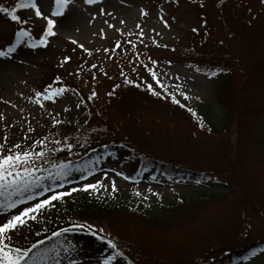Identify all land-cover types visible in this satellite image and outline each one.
I'll use <instances>...</instances> for the list:
<instances>
[{
    "label": "rangeland",
    "instance_id": "obj_1",
    "mask_svg": "<svg viewBox=\"0 0 264 264\" xmlns=\"http://www.w3.org/2000/svg\"><path fill=\"white\" fill-rule=\"evenodd\" d=\"M37 3L44 16L56 20V35L49 36L46 45L39 43L41 37H20L12 47V24L0 14V52L7 53L0 56V144L5 153L16 151L13 145L17 143L20 150L40 151L42 146L33 147L34 142L46 137L52 128L61 130L54 120L88 119L92 125L84 133L88 137H100L108 132L106 129L122 126L120 131L131 134L153 154L203 164L207 172L165 174L135 170V165L118 153L80 164L70 162L69 174L53 181L48 176L54 175L56 168L41 170L50 161L45 154L34 162V176L44 177L43 185L63 184V188L55 190L66 191L99 180L105 187L98 192H73L62 201H54L53 207L42 210L35 220L28 219L12 240L5 242L30 249L28 264H131L112 257L105 244L89 236L44 238L47 223L62 212L65 202L78 205L97 197L122 204L146 202L153 211L166 213V224L161 226L132 218L109 221L114 231L155 255L151 254L148 264H163L168 259L206 262L208 257L219 258L210 264L261 261L264 244L244 250L242 246L264 236V148L256 140L264 135V68L248 71L255 61L264 60V0H70L64 9L56 0ZM28 7L27 16L46 28L44 16L37 17L30 3ZM61 10L63 15H54ZM194 29L211 30L197 49L204 54L215 53L218 41L235 47L236 53L230 57L235 76L232 92L228 90L219 97L229 77L226 71L202 69V63L184 56L197 51L192 50ZM245 29L249 34L244 33ZM85 64L89 69L85 70ZM60 67L70 71L74 79L75 75L78 86L86 93H96L93 102L100 116L86 114L77 88L63 87L65 91L53 99L37 95L54 91L48 86ZM105 75L113 80L118 75L149 80L160 95L175 97L197 109L210 125L217 127L213 126L215 131L200 130L157 99L137 115L122 112L120 105L109 108L107 79L100 84ZM235 105L240 113H228ZM59 137L54 146L43 150L55 149ZM67 140H73L71 133L63 137V141ZM82 175L86 179H81ZM41 190L35 187L30 192ZM43 198L25 200L7 209L4 206L9 201H19L21 195L0 189V220ZM166 208L172 209L165 211ZM233 246L242 250L220 260L225 247ZM232 256L236 257L231 259Z\"/></svg>",
    "mask_w": 264,
    "mask_h": 264
},
{
    "label": "trees",
    "instance_id": "obj_2",
    "mask_svg": "<svg viewBox=\"0 0 264 264\" xmlns=\"http://www.w3.org/2000/svg\"><path fill=\"white\" fill-rule=\"evenodd\" d=\"M29 1L30 0H0V14L7 18L9 21L14 22V29H25L27 31H30L32 34H37L38 32H41L42 27L38 26L31 17L27 16L25 7H22V5H27ZM3 8H7L8 12H4L2 10ZM12 15H17L19 19L15 21L12 20ZM258 17L259 16H257V18ZM246 26V28L249 27V22L246 24ZM194 32L196 33L191 34L193 38L192 50H197L198 48H200L199 44H202V41L206 38V36L211 34V30L204 32L197 29ZM244 33L249 34V32H246V29ZM226 43L227 42L218 41V46L216 48L217 51L213 54H204L203 51L197 50L194 55H184L187 58H192L194 62L198 61L202 63L204 66V68L202 69L209 67L211 70L220 69L227 72V76L229 77H227L224 84L222 85L221 94L219 95V97L225 94L228 90H230V92L233 91L232 82L235 79V76L233 75L234 66L232 65L230 60V57L236 53L235 47L232 46L231 48L230 44L228 43L226 45ZM237 57L238 55H236V57L234 58V63L237 62ZM259 61L260 63L255 61L248 71L254 73L255 71H257V69L264 68V63H262L264 60ZM86 68H89V66H86ZM60 72L63 73V82L71 83L74 85L75 80L70 74L63 72V70H61ZM112 78L113 77L109 75H105V77H103L100 82L101 84L103 83L104 79H107L105 81V86L107 87V89L109 87L107 91V99L110 100V102H108L109 108L120 105L122 112L137 115V113H141L144 111L146 105L149 106L157 102V99L161 103L165 104L168 108L174 109V111L181 117L188 119L191 124L195 125L200 130L210 129L212 131H215V127H217L211 124L209 128H205L207 126L205 123L207 117H204L203 114L201 116L199 111L194 110L193 108H189L181 103L177 104L172 99H167L161 95H154L153 91H150L148 89L147 85H149L150 83L146 80L129 78L123 75L116 77L115 80H113ZM128 81H131V83H129ZM83 93L87 101V95L85 94V92ZM111 100L119 101L120 103L112 102ZM86 106V112L88 115L93 114L95 116H100V113L98 111L99 108H97L92 100ZM189 109H191V111H189ZM233 111L238 114L239 111L237 109V105H235L234 108L230 106L228 113H232ZM87 121L88 119H80L75 121L74 123L63 121V123H59L61 125L60 132L59 130L55 131L54 128H52L51 131L48 132L49 136L42 138H47L46 144L44 146H50L52 145L51 140H56L60 135L58 139L59 143H57V148L49 149L45 153L50 157V165H57L60 160H64L67 158H82L91 151L97 150L99 152L108 151L110 153H122L126 155V157L133 163H143L147 169L151 171H162L165 174L207 172V170H205V168L207 167H205L203 164L192 163L187 159L182 160L181 158H178L176 156L153 154V152L146 145L134 139L131 134H125L124 132L120 131V128L122 126L106 129L108 132L105 131V133L102 134L103 136L99 135L100 137H88V134L85 135L84 133L89 132V129H92V125H89ZM64 130H66V132H64ZM70 133L72 134L73 140L63 141V137L65 135H69ZM256 140L259 145L263 146L264 148V135H260ZM68 144L72 145L71 149H68L66 147ZM232 146L233 144L230 145V147ZM171 209L172 208H168L165 211H169ZM184 211L185 210L183 209L182 212ZM165 216L166 213H162V211H153L152 205H146V202L122 204L114 202L112 200L103 201L97 197H93L84 200L83 203L78 205H76V203L74 202L67 201L59 217H54L51 220L49 228L57 231L70 229L69 231L76 230L84 233H96L95 236H97L101 240H106L107 242L108 240L113 241L116 247L113 248L109 244V248L115 255L123 256L129 259L131 262L133 261L137 264H148L151 260L152 255H155L152 252L146 251V249L138 244L137 241H133L129 237L123 236L120 233L114 231V229L112 228L113 222L109 221H117L122 218H132L138 219V221L140 222L161 226L166 224V222H164L167 219ZM74 225H82L83 228H73ZM263 240L264 236H257V238L249 242V246L255 244L256 241ZM225 248L226 249H224V251L236 249L237 247L233 246ZM207 259H209V257ZM191 263L199 264L200 261H175L172 259H168L167 263L163 262V264ZM257 264H264V256L261 261L257 262Z\"/></svg>",
    "mask_w": 264,
    "mask_h": 264
},
{
    "label": "snow or ice",
    "instance_id": "obj_3",
    "mask_svg": "<svg viewBox=\"0 0 264 264\" xmlns=\"http://www.w3.org/2000/svg\"><path fill=\"white\" fill-rule=\"evenodd\" d=\"M86 2L93 3L94 0H86ZM69 3L70 0H56V4L60 6L61 9L66 8ZM27 6L28 5H22V7ZM30 6L35 10V15L37 17L44 16V14L41 12L40 7L38 6L37 0H30ZM2 10L4 12H8L7 8H3ZM54 15H63V11H56ZM44 18L47 21V26L39 43L46 45L48 43V37L56 35V31H54L56 20L47 16H44ZM11 19L15 21L18 20L19 17L17 15H12ZM25 34L27 33L21 32L19 35ZM80 46L83 47V45ZM85 51H87V49H85ZM6 55L7 53L0 52V56ZM65 59L68 60L70 58L66 57ZM149 71L151 72V69H149ZM151 74L153 78L156 77L155 72H152ZM59 79L60 78L58 77L57 80ZM128 82L131 83V81ZM156 82L160 83L159 80H157ZM147 87L150 91H153L154 95H160L159 92H156L152 89L151 84L147 85ZM161 87H163V85H161ZM48 88L51 89L52 86L49 85ZM64 91L65 89L61 87L56 88L53 92H51V94L37 93V95H44L45 99H53L54 95L62 94ZM91 95L95 96L96 93L93 92ZM173 101L177 104H180V101L176 100L175 97H173ZM189 111H191V109H189ZM0 118H2V115H0ZM54 122L61 123V121L55 120ZM29 131H32V129L30 128ZM46 140L47 138L35 141L33 147H35V145L44 146L46 144ZM5 142H7L6 136ZM56 143H59V141H57ZM13 147L16 149V151L13 152L9 150L7 153H5L4 145L0 144V189H7L17 192L21 195V199L19 201H9L4 207H6L7 209H13L17 207L18 203H24L25 200H36L37 197L45 198L38 200L36 203L30 206H25L16 214L11 215L10 218L5 217L4 219L0 220V264H28V261L30 259V249L25 250L20 247H14L11 243H6L5 241H11L12 235H14L20 227L26 225L28 219L35 220L37 218V214L41 213L42 210L53 207L54 201H62L65 196H71L73 192L81 190H92L98 192L105 186L101 181L97 180L95 183H85L81 186V188L73 187L71 188V190L56 191L55 189L57 188H63V184L43 185L42 182L44 177L34 176V172L37 171L34 166L35 160L41 159L45 156L43 147H41L40 151L20 150L19 143L13 145ZM66 147L68 149H71L72 145L68 144ZM53 167L57 169L56 173L54 175L49 174L48 176V178L53 181H55L57 177L63 178L67 176L70 172L67 164L53 165ZM89 175H91V173H89ZM117 175H123V173H118ZM81 179H86V177L82 175ZM124 179H130V177L124 176ZM35 187H42V190L31 193L30 190ZM111 187L113 192L117 191L114 180ZM26 192H28L29 194L25 197L24 193ZM45 193H50V195L45 196ZM136 195H140V193L137 192ZM73 228L82 229L83 226L74 225ZM69 230L70 229H64V231ZM55 234L56 233H54V235ZM95 234L96 233H93V235ZM108 244H110L113 248L116 247L112 240H108ZM33 247H35V245H33ZM105 264H108V262L106 261Z\"/></svg>",
    "mask_w": 264,
    "mask_h": 264
}]
</instances>
